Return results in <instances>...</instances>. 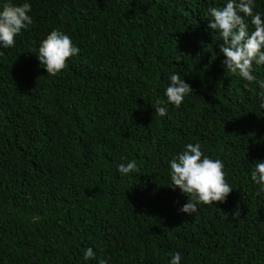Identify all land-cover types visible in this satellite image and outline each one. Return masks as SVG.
I'll return each instance as SVG.
<instances>
[{
	"label": "trees",
	"instance_id": "16d2710c",
	"mask_svg": "<svg viewBox=\"0 0 264 264\" xmlns=\"http://www.w3.org/2000/svg\"><path fill=\"white\" fill-rule=\"evenodd\" d=\"M30 3L33 23L0 49V264H167L175 251L180 264H264V192L248 164L264 159L262 89L221 64L205 18L219 0ZM56 28L79 52L53 76L35 53ZM253 71L264 81V64ZM171 72L191 92L161 117ZM188 142L233 187L194 214L167 185ZM128 160L138 171L122 176Z\"/></svg>",
	"mask_w": 264,
	"mask_h": 264
},
{
	"label": "clouds",
	"instance_id": "9594fccd",
	"mask_svg": "<svg viewBox=\"0 0 264 264\" xmlns=\"http://www.w3.org/2000/svg\"><path fill=\"white\" fill-rule=\"evenodd\" d=\"M256 0H219L217 6L206 9L207 28L214 30L211 35L221 41L218 44L224 69L241 78L243 87L256 82L262 91L260 108H264V81H257L253 66L264 64V13L255 10ZM30 0L14 3L13 0H0V49L14 46L15 37L22 29L33 23ZM79 48L72 38L60 28L50 31L36 48L39 65L48 75H56L66 66V58L74 57ZM163 89L165 99L157 98L155 112L163 117L169 105L179 107L185 96L191 92L178 72L167 76ZM249 164V176L257 185V192H264V159L253 160ZM119 174L126 176L138 171L135 160L117 163ZM221 159L204 154L199 142H188L168 160L167 185L186 194L187 202L178 209L185 214H194L199 204L223 203L233 187L226 181ZM96 257L92 247L82 253L84 261ZM179 251L168 255L167 264H180ZM97 264H109L106 258H97Z\"/></svg>",
	"mask_w": 264,
	"mask_h": 264
}]
</instances>
